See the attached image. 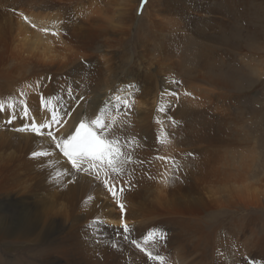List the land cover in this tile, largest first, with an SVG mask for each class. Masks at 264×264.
Returning a JSON list of instances; mask_svg holds the SVG:
<instances>
[{"label":"bare ground","instance_id":"obj_1","mask_svg":"<svg viewBox=\"0 0 264 264\" xmlns=\"http://www.w3.org/2000/svg\"><path fill=\"white\" fill-rule=\"evenodd\" d=\"M213 1L217 5L214 11L225 13L229 17L227 19H231L232 24L223 29H230L233 35L232 38L225 36L226 32L221 30L215 42L232 47L239 39L238 32L244 29L242 26L239 28L238 22L247 26L250 0H210L211 3ZM137 3L138 0H123L119 22L115 24L118 27L112 28L110 20L99 17L107 12L105 8L109 4L105 0H0V14L7 25L0 32V102L7 104L12 97H16L17 102L23 99L30 110L37 113L41 93L45 97L59 96L63 104L61 85L71 84L78 96H84V100L79 106L73 105L76 110L62 129L67 132L81 111H87L89 116L98 114L105 101H110L106 109L107 118L115 115L117 120H123L124 113H116L112 107L117 102L115 98H133V107L128 114L130 123L125 133L129 137L135 135L143 145V148L135 149L134 158L152 159V164L128 166L130 170L136 169L131 172L136 187L125 193L121 201L125 204L124 222L138 224L142 218L147 221L169 219L167 222L184 226L185 240L195 238L191 236L194 231L210 237L216 227H211L203 216L187 211L188 205H201L198 198H193L201 191L200 187L193 194L192 202L187 199V191L192 183L204 182L201 157L206 158L208 154L194 155L192 166L188 165V139L200 137L201 110L195 113V109L202 103L198 94L201 92L200 84L190 83L184 71L188 63L200 70L203 68L206 57L202 56L204 50L200 47L204 44L195 41L200 47L195 46L193 51L185 41H177L183 34L170 31L165 34L164 31L170 27L171 30L179 29L187 18L194 23L197 21L188 16L189 10L185 12L184 0H147L141 17L134 14ZM235 7L239 8L237 15ZM201 9L209 10L204 6ZM25 16L31 23L24 20ZM145 17L154 18L148 32L155 41H127L136 21L142 18L143 22ZM55 21L63 22L59 27L67 33L66 36L61 35L57 39L37 30L51 28ZM156 22L160 31L152 29ZM216 75L215 78L210 77L211 80L207 79L213 85L210 92L222 91L228 85ZM49 76L52 78L50 82L47 80ZM42 77L46 87H37ZM173 81H180V85ZM171 90L180 93L179 100L170 95ZM185 92L192 95L193 101L190 102V95H184ZM56 103L57 100L52 99L48 107ZM193 112L195 114H191ZM5 118L6 113L0 114V245H26L25 252L35 256L30 261L25 259L29 264L32 260H40L41 264H65L67 258L70 264H88L86 254L80 250L130 251L119 242L120 237L117 238L113 231L116 228L121 231V212L117 211L116 204L107 197L104 189L83 175L57 177L56 173L68 166L62 158H57L56 153L44 158L47 163L31 157L33 151L48 148L47 140L17 132L15 127L5 125ZM173 120L178 121V125L174 126ZM21 123L20 120L14 122L16 127ZM228 133L231 134L230 131ZM165 137L169 143L157 142V138L163 140ZM227 138L228 135H224L223 139ZM214 140L212 133L208 143L212 144ZM157 155L176 158L182 165L180 171L165 172L171 165L153 159ZM145 170L156 179L144 176ZM165 175H179L183 182L176 180L166 186L161 182ZM69 179L73 182L68 183ZM166 226L167 223L161 227ZM178 238L174 236L171 241ZM182 242L185 244L187 241ZM178 250L183 252L181 259L192 252L182 248ZM16 263H20V257Z\"/></svg>","mask_w":264,"mask_h":264},{"label":"rangeland","instance_id":"obj_2","mask_svg":"<svg viewBox=\"0 0 264 264\" xmlns=\"http://www.w3.org/2000/svg\"><path fill=\"white\" fill-rule=\"evenodd\" d=\"M106 1L110 5L107 6L109 9L103 8L108 14L104 12L105 15L102 14L99 17L110 20L112 28L118 27L116 25L119 22V11L122 9L123 0ZM184 2L188 7V9L184 7L185 12L189 10L188 16L191 15L190 18L197 22L194 23L187 18V21L180 26V28L183 27L182 29L173 30L172 28L171 30L170 27L164 31L165 34L169 31L183 34V37L178 38L177 41H185L188 48L193 51L195 46L200 47L195 41L204 44L200 47L202 48L200 50H204L202 56L206 57L203 68L200 70L188 63V68L186 67L184 71L190 83L195 86L200 84L198 87L201 86V92L198 94L202 103L197 110L194 108L195 113L201 110L199 112L200 126H198L199 129L201 127V133L199 138L190 136L191 138L188 139V153H193L191 156L188 155V165L192 166L194 155L208 154L206 158L201 157L204 182L201 181L198 185L195 182L192 183V187L187 191L189 202H192L193 198H198L201 205L200 207L195 204L188 205L187 211L203 216L210 226L216 229L212 231L213 235L210 237L206 233L201 235L194 231L191 232V236L195 238L185 240L186 232L183 225L167 222L169 219L159 218L147 221L146 218H142L138 224L128 222L132 230L130 238H135L146 252L152 253L153 256H164L163 264H245V257L254 259V264H264V0H250L247 14L250 20L247 18V26L244 25L245 23L238 22L239 28L241 29L242 26L244 29L238 30L239 39L232 47L215 42L218 41V33L221 30L226 32L225 36L233 35L230 29H223L232 22L231 19H227L229 17L225 13L214 11V6L217 7L214 1V3L210 0H196V3L194 0H184ZM140 5L141 0H138L134 12L137 17H141L146 8L144 5L141 9ZM203 6L209 10L203 11L201 9ZM237 9L239 10L238 7L234 8L236 15L239 14ZM152 18L145 17L146 20L143 22L140 18L139 23L136 21L131 30L130 39L127 41H155L148 32ZM172 18L173 16H170L169 19ZM5 27L7 25L0 14V32ZM153 28L160 31V25H157V22L153 24ZM212 73L217 74L216 77H221L220 79L224 80L226 85L228 84L225 89L210 92L213 85H210L211 81L207 79L215 78ZM189 99L190 102L193 101L192 95ZM207 110L210 111L206 112ZM229 131L231 134L228 133ZM212 133L215 135V140L209 144L208 138ZM224 135H228V138L223 139ZM189 142L192 143L189 144ZM199 187L201 191L195 194V191H199ZM193 194L195 195L192 198ZM175 209L174 207L173 211ZM117 211L120 212L119 209ZM165 221L167 226L163 229L168 234L166 238L162 239L159 233H154L153 237L143 239L150 230L165 226ZM107 225L110 227V224ZM133 226H135L134 229ZM211 230L212 228H209V231ZM120 233L119 242L130 251L121 253L114 249L100 252L93 251L94 249L80 250L84 255L86 254L85 261L88 264H161V262L149 260L144 251H140L129 241L124 240L122 228ZM174 236L179 237L178 241H171ZM89 241L92 242L91 239ZM182 241H187V244H183ZM25 247L26 245L21 243L0 245V264L3 262V264H29L27 261L35 256L34 253L25 252ZM106 248L110 247H103V249ZM179 248L186 252L192 250V252L181 259L183 252L179 251ZM19 257L20 263H16ZM25 259L28 260L25 262ZM69 261L70 259L67 258L64 263L67 264ZM32 264H41V262L32 260Z\"/></svg>","mask_w":264,"mask_h":264},{"label":"snow or ice","instance_id":"obj_3","mask_svg":"<svg viewBox=\"0 0 264 264\" xmlns=\"http://www.w3.org/2000/svg\"><path fill=\"white\" fill-rule=\"evenodd\" d=\"M146 3L147 0H141V9ZM24 20L31 23L26 16ZM62 23V21H55L51 28H37L36 24H32V27L37 28L45 35L51 34L59 39L61 35H67L59 27ZM44 79L42 77L37 82V87H46ZM51 79L50 76L47 77L49 82ZM173 83L177 86L180 85V81H173ZM61 89L64 92L63 104L60 103L61 98L59 96L45 97L41 93L40 108L37 113H33L23 99L17 102L16 97H12L7 104L0 102V114L6 113L5 125L15 127V130L19 133H26L32 137L47 140L48 148L33 151L31 157L47 163L44 158L48 157L50 153H56L57 158H62L65 165L68 166L58 171L56 173L57 177L60 175L69 177L83 175L90 181L100 185L107 197L111 198L121 212L120 227L123 229V239L129 241L140 251H144L149 260H155L163 264L164 256H153L152 253L146 252L135 238H130L132 230L124 222L125 204L121 201L124 199L125 193L136 187L131 179V172H135L136 169L132 168L130 170L128 166L136 165L139 167L152 164V159L134 158L135 149L143 148V145L135 135L129 137L125 133V129L130 123L128 114L133 107V98L121 99L119 96L115 98L117 102L112 107L116 113H124L123 120H117L115 115L111 119L107 118L106 109L110 101H105L104 106L99 108L98 114L93 113L92 116H89L87 111H81L77 119L74 120L73 125L70 126L67 132H64L62 129L68 123V118L76 110L73 105L79 106L80 102L84 100V96H78L71 84L61 85ZM20 95L23 97L24 93L21 92ZM170 95L179 100L180 93L177 91L171 90ZM184 95L190 94L185 92ZM52 99L57 100V103L52 107H48V103ZM17 120L22 121L18 127L14 124ZM172 123L176 126L179 122L173 120ZM157 142L163 144L170 141L165 137L163 140L157 138ZM188 155L191 156L192 153H188ZM153 159L162 161L165 165H171L170 168L165 169L167 173H178L182 167L174 157L157 155ZM144 176L148 179H156L147 170L144 171ZM176 180L183 182L179 175H165L161 182L167 186ZM72 182L71 179L68 180V183ZM113 231L118 237L121 235L118 229H113ZM154 233H159L162 239L168 235L162 227L154 228L143 239L147 240L153 237ZM245 264H254V259L245 257Z\"/></svg>","mask_w":264,"mask_h":264}]
</instances>
